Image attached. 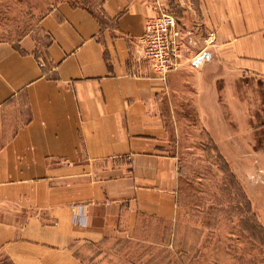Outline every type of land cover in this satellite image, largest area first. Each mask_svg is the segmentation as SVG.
<instances>
[{
    "label": "crops",
    "instance_id": "0c3cea01",
    "mask_svg": "<svg viewBox=\"0 0 264 264\" xmlns=\"http://www.w3.org/2000/svg\"><path fill=\"white\" fill-rule=\"evenodd\" d=\"M87 2L59 0L0 40V251L14 264H80L139 217L175 219L185 179L166 101L219 62L264 70V0ZM159 2L182 29L180 63L135 75Z\"/></svg>",
    "mask_w": 264,
    "mask_h": 264
},
{
    "label": "rangeland",
    "instance_id": "374dc122",
    "mask_svg": "<svg viewBox=\"0 0 264 264\" xmlns=\"http://www.w3.org/2000/svg\"><path fill=\"white\" fill-rule=\"evenodd\" d=\"M57 1L0 0V40L36 29ZM213 71H191L166 101L185 179L175 219L139 217L80 264H264V70ZM0 264L14 262L0 251Z\"/></svg>",
    "mask_w": 264,
    "mask_h": 264
},
{
    "label": "built area",
    "instance_id": "2783aa9c",
    "mask_svg": "<svg viewBox=\"0 0 264 264\" xmlns=\"http://www.w3.org/2000/svg\"><path fill=\"white\" fill-rule=\"evenodd\" d=\"M159 11L146 22L145 32L135 41L131 60L137 66L133 74H141V66L150 68L167 77L179 66L178 39L182 29L171 7L159 2Z\"/></svg>",
    "mask_w": 264,
    "mask_h": 264
},
{
    "label": "trees",
    "instance_id": "16d2710c",
    "mask_svg": "<svg viewBox=\"0 0 264 264\" xmlns=\"http://www.w3.org/2000/svg\"><path fill=\"white\" fill-rule=\"evenodd\" d=\"M255 223H256V221H255ZM253 229H255V233L257 232V234H258L259 242L261 244H264V228L257 222L255 224V226L253 227ZM259 233L261 234V237H260Z\"/></svg>",
    "mask_w": 264,
    "mask_h": 264
},
{
    "label": "bare ground",
    "instance_id": "6f19581e",
    "mask_svg": "<svg viewBox=\"0 0 264 264\" xmlns=\"http://www.w3.org/2000/svg\"><path fill=\"white\" fill-rule=\"evenodd\" d=\"M169 6H171V5H169ZM173 9V8H172ZM178 21V20H177ZM130 66V65H129Z\"/></svg>",
    "mask_w": 264,
    "mask_h": 264
}]
</instances>
